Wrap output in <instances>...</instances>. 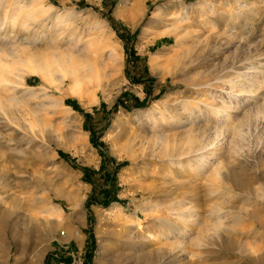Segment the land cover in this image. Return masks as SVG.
<instances>
[{"label": "rangeland", "instance_id": "1", "mask_svg": "<svg viewBox=\"0 0 264 264\" xmlns=\"http://www.w3.org/2000/svg\"><path fill=\"white\" fill-rule=\"evenodd\" d=\"M0 63V264H264V0H0Z\"/></svg>", "mask_w": 264, "mask_h": 264}, {"label": "bare ground", "instance_id": "2", "mask_svg": "<svg viewBox=\"0 0 264 264\" xmlns=\"http://www.w3.org/2000/svg\"><path fill=\"white\" fill-rule=\"evenodd\" d=\"M30 9H32L31 7H30V4L28 5V6H26L25 7V10H27V12H28V10H30ZM18 16V15H17ZM26 16V15H25ZM24 16V17H25ZM22 17V16H21ZM21 17L19 16V17H15L14 19H13V21H16V20H19L24 26H26V22H27V20H26V18H23V19H21ZM27 17V16H26ZM29 18H34V17H32V16H29ZM59 18H60V16H59ZM28 19V18H27ZM26 20V21H25ZM62 59V58H61ZM60 61L61 60H59L57 57L55 58V57H53V60H52V62H50L51 64L52 63H54V64H56L59 68H60V70H62L63 72H64V74H62L63 75V77H65V76H67L68 74L69 75H72L71 77L72 78H70V79H72L73 80V82H72V84L74 83V85L72 86L73 88H77L78 89V87H77V85H78V83L80 82V79H79V77H78V73H77V71L78 70H76V68H74L75 70H71V71H69V66L67 67V68H63V66L64 65H62V64H60ZM45 62H47V61H45ZM62 62V61H61ZM19 63L20 64H23V66H25L26 68H27V70L29 71V72H32V73H35V74H41V75H43V77L44 78H46V79H48L47 78V76H48V74H47V76L42 72V70L38 67V66H36L35 65V63L31 60V59H26L25 61H19ZM65 63V62H64ZM73 63V62H72ZM155 63V62H154ZM46 64V63H45ZM66 64V63H65ZM70 65V64H69ZM241 65V64H240ZM239 65V66H240ZM51 66V65H50ZM45 67V66H44ZM44 67H41L42 69L44 68ZM46 67L48 68L47 70H49L50 68H49V64L48 65H46ZM57 67V68H58ZM70 67H71V65H70ZM238 67V66H237ZM252 67V66H251ZM251 67H248L247 68V70L248 71H244L243 72V74L241 75V76H243V79H244V81H247L248 80V76H249V68H251ZM6 68V70H8V67H4V66H2L1 65V63H0V82L2 81V83H3V81H7V78L6 77H4L5 75H4V73L6 72H3V70ZM234 68H236V67H234ZM71 69V68H70ZM72 69H73V66H72ZM45 70H46V68H45ZM46 70V71H47ZM66 70H68V71H66ZM10 72V71H9ZM78 77V78H77ZM82 77V76H81ZM69 79V78H68ZM80 84V83H79ZM71 85V84H70ZM76 85V86H75ZM251 86V85H250ZM75 88V89H76ZM77 89L76 90H74V89H72L71 88V90H73V91H71V93L73 92V93H75V92H77ZM247 92L248 93H250L251 92V90H247ZM211 107V106H210ZM218 112V110H215L212 114H215V113H217ZM196 130V131H195ZM201 131V129L199 128H196V129H194V130H189L185 135V137H186V139H185V141L186 142H184L185 143V145L187 146V148H188V152L190 153V152H193L195 149H194V147H195V143L197 142V140H198V137H199V133H197V131ZM205 133V132H204ZM166 145V144H165ZM194 145V146H193ZM208 146V145H207ZM185 147V146H184ZM183 147V148H184ZM204 147H206V146H204ZM167 148V147H166ZM201 149V148H200ZM183 151V150H182ZM207 160H208V158H207ZM210 161V160H209ZM208 162H205V164H207ZM209 167L211 168V171H210V174H209V178H210V180H212V182L214 183V182H218V180H220L219 179V177L222 175L223 176V174L224 173H221L220 172V165H218V164H216L215 165V163H210L209 162ZM208 165V164H207ZM227 168V167H226ZM225 171H227V174H226V177H231V175H232V169H230V168H228L227 170H225ZM224 176H225V174H224ZM223 176V177H224ZM225 177V178H226ZM223 179V178H222ZM216 184V183H215ZM218 184V183H217ZM55 213V212H54ZM47 214V213H46ZM51 216V215H50Z\"/></svg>", "mask_w": 264, "mask_h": 264}, {"label": "trees", "instance_id": "3", "mask_svg": "<svg viewBox=\"0 0 264 264\" xmlns=\"http://www.w3.org/2000/svg\"><path fill=\"white\" fill-rule=\"evenodd\" d=\"M84 115H86V114H84Z\"/></svg>", "mask_w": 264, "mask_h": 264}]
</instances>
